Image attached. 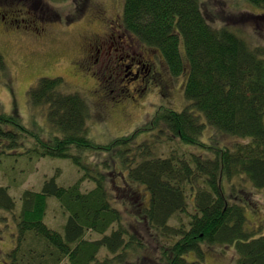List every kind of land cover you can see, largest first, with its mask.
I'll return each mask as SVG.
<instances>
[{"label": "trees", "instance_id": "trees-1", "mask_svg": "<svg viewBox=\"0 0 264 264\" xmlns=\"http://www.w3.org/2000/svg\"><path fill=\"white\" fill-rule=\"evenodd\" d=\"M218 1L124 2L126 34L164 54L174 75L188 71L184 109L160 106L149 122L133 132L98 143L89 135L87 98L69 90L62 76H43L30 88L28 103L34 111L45 108L52 136L46 138L42 127L31 128L19 113L0 110L1 158L13 157L14 162L17 155L70 158L82 172L69 185L59 183L55 173L39 190L24 188L18 211L10 186L0 184V208L5 210L0 215V238L17 225L8 234L14 246L7 253V264H96L103 248L116 254L114 258L139 251L144 242L127 228L122 209L129 204L138 206L135 220L150 227L154 237L165 243L159 257L149 258L150 264H204L202 243L233 245L236 264H264V234L248 229L246 206L241 202L246 199L231 193L224 184L245 174L264 197V50L253 47L245 33L231 24L244 9L264 19V12L247 9H264V0ZM146 61L153 69L154 62ZM5 65L0 54V67ZM153 72L143 74L145 87L157 82ZM131 74L136 77L137 71ZM208 125L243 140L233 148L212 147L203 139ZM147 132L149 135L140 140ZM163 137L168 141L177 138L182 148H211L214 156L195 152L156 155V142ZM18 146L23 149L16 153ZM86 151L108 156L100 164L85 158ZM85 180L93 181L94 187L83 188ZM187 187L195 194L192 213ZM145 195L150 198L147 205ZM50 197L58 200L60 205L55 203L66 214L63 231L45 221ZM181 212L189 213V223L170 224ZM89 232L99 237H88ZM190 251L197 255L192 261L184 256ZM1 252L0 248V256ZM110 260L105 257L102 263Z\"/></svg>", "mask_w": 264, "mask_h": 264}, {"label": "rangeland", "instance_id": "rangeland-1", "mask_svg": "<svg viewBox=\"0 0 264 264\" xmlns=\"http://www.w3.org/2000/svg\"><path fill=\"white\" fill-rule=\"evenodd\" d=\"M124 2L125 0H0V54L4 56L6 63L5 67H0V110L19 113L31 128L40 130L42 127L46 138L52 136L53 128L47 124L45 108H38L36 112L28 103L30 88L43 76H62L69 90L79 91L87 98L90 105V116L87 118L89 135L98 143H107L133 132L140 125L149 122L160 106L184 109L188 103L185 97L188 71L174 75L164 54L137 40L132 34H126L122 23ZM218 2L225 3L221 0ZM6 7L15 11V15L13 11L10 12V17L16 18L10 24L8 19H1ZM18 8H23L21 14L18 13ZM247 9L254 13L264 12L263 8L256 6ZM238 12L240 13L233 19L235 22L231 20V24L234 23V27L245 33V38L253 47L264 50V19L253 16L245 9ZM87 42L89 45H86ZM98 47L101 52L96 51ZM182 53L185 54L183 46ZM147 59L154 62L153 69ZM134 71H137L136 77L131 74ZM153 71L158 80L145 87L143 74L154 73ZM148 135V132L142 134L140 140ZM164 139L165 137L157 140L156 155L195 152L203 153L206 157L214 156L211 148H182L179 147L177 138L170 141ZM203 139L212 147L219 145L231 148L243 140L220 132L211 125L205 130ZM20 149L23 148L18 146L16 153ZM84 156L92 162L102 164L101 161L108 155L86 151ZM1 157L2 155L0 184L10 186V193L17 199V211L21 206L20 194L24 188L39 190L45 179L55 173H58L57 179L62 185H69L82 176L79 166L70 158L46 156L34 159L28 155H17L18 160L14 162L13 157L10 159L8 156L7 160ZM102 169L110 170L105 166ZM231 180L232 182L224 181V184L233 191L231 193L246 199L241 202L246 206L248 229L257 231L258 235L264 234L262 192L252 187L245 174L235 175ZM120 184L123 185L121 181ZM92 187L93 181L83 182V188ZM187 189L188 208L192 213L195 211V194L189 187ZM120 194L119 190L118 196ZM143 200L144 205L149 204V195H145ZM55 202L59 204L55 197L49 198L51 206L45 221L51 227L63 231L66 214L62 212L60 204ZM122 209L127 228L134 231L144 245L139 251H128L124 257L117 258H114L116 254L103 248L96 264H104L102 261L105 257L111 258L109 264H150L149 258L159 257L160 246L165 245L163 238L154 237L150 227L135 220L138 206L129 204ZM4 214L5 210L0 208V215ZM189 221V213L181 212L170 219V224L178 226V223L188 224ZM117 226L118 224L115 228ZM15 227L17 229V225L9 227L0 238V264H7V253L14 246L8 234ZM88 237L96 238L99 234L89 232ZM201 245L205 252L204 264H236L237 253L233 245ZM144 256L148 260H143ZM184 256L192 261L197 255L195 251H190Z\"/></svg>", "mask_w": 264, "mask_h": 264}, {"label": "flooded vegetation", "instance_id": "flooded-vegetation-1", "mask_svg": "<svg viewBox=\"0 0 264 264\" xmlns=\"http://www.w3.org/2000/svg\"><path fill=\"white\" fill-rule=\"evenodd\" d=\"M23 9V8H22ZM13 11V15H15V11L14 10H12L11 8H5L4 9V12L1 14V19H3L4 21H7V19L9 20V24L11 23V22H14V20H16V18H15V16H14V18H12V17H10V12H12ZM7 12V13H6ZM18 13L19 14H21V10H20V8H18ZM9 26V25H8ZM130 36V35H129ZM86 45H89V42H87L86 43ZM97 52H101V50H100V48L98 47L97 48V50H96ZM147 60H149L151 63H153L152 62V60L151 59H147ZM81 65V64H80Z\"/></svg>", "mask_w": 264, "mask_h": 264}]
</instances>
